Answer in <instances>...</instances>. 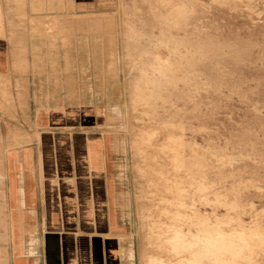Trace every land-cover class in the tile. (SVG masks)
<instances>
[{"label": "rangeland", "instance_id": "374dc122", "mask_svg": "<svg viewBox=\"0 0 264 264\" xmlns=\"http://www.w3.org/2000/svg\"><path fill=\"white\" fill-rule=\"evenodd\" d=\"M94 7L96 14L76 15L72 0H41L38 11H71V18L85 21L104 18L105 34H113L108 40L113 51L107 59L111 64L118 59V97L108 113L113 118L99 131L113 141L108 151L113 157L120 207L131 220L129 258L134 257L135 264H147L146 238H158L163 225L171 223L148 199L152 196L157 201L166 194L150 173L159 149L149 143L162 142L172 147L168 157L173 169L180 156L187 170L196 173L194 178H184L185 190L181 186L176 192H184L188 202L195 198L194 208L220 215L225 230L240 225L247 230L240 233L245 239L223 243L219 253L264 264V0H96ZM23 19L26 24L36 17L23 15ZM130 27L141 35L132 34ZM169 43L176 56L186 53L191 58L192 48L197 52L190 63L172 68L179 61L169 52ZM158 65L172 76L159 75ZM152 72L164 84L160 94L156 90L154 102L148 103L147 88L143 100L137 95L136 83L147 80ZM22 102L15 94V84L0 75V112L9 122L19 123L17 104ZM166 128L181 136L184 146L177 141L171 144ZM195 178H204L212 186L197 192L190 184ZM202 196H210L211 201H200ZM235 201L238 207L232 208ZM3 206L0 196V230L5 229ZM151 208L153 215L148 214ZM193 252V248L186 252L162 246L148 254L154 259L152 264L163 260L170 264Z\"/></svg>", "mask_w": 264, "mask_h": 264}, {"label": "crops", "instance_id": "0c3cea01", "mask_svg": "<svg viewBox=\"0 0 264 264\" xmlns=\"http://www.w3.org/2000/svg\"><path fill=\"white\" fill-rule=\"evenodd\" d=\"M72 1L76 15L97 13L96 0ZM40 6L0 0V75L23 101L19 123L0 112V261L135 264L113 141L99 131L118 97L110 34L104 18ZM23 15L36 19L25 24Z\"/></svg>", "mask_w": 264, "mask_h": 264}, {"label": "bare ground", "instance_id": "6f19581e", "mask_svg": "<svg viewBox=\"0 0 264 264\" xmlns=\"http://www.w3.org/2000/svg\"><path fill=\"white\" fill-rule=\"evenodd\" d=\"M130 31L134 35H141L136 29L132 27H130ZM182 45L186 50H189L186 41H182ZM168 46H169V52L170 51L173 52L174 55L177 54L175 53L176 51L174 50L173 45L171 43H169ZM191 52H192L191 58H193V56L197 52V49L194 50L192 48ZM198 53L200 55L204 54V52L201 51V49H198ZM174 57L179 62L176 63L172 68H175L176 66L182 67L184 63L186 64L188 62L190 63V61L192 60L190 57L187 56L186 53H183V55H177V56L175 55ZM155 70L158 71L159 75L161 76H166V77L172 76V75H169L168 72L165 73V71H163L164 67L162 65L156 66ZM172 70L173 69H168V71H172ZM149 75L150 76H147V80L142 79V80L137 81L136 83L137 91L136 92L139 97L145 100L146 96L144 95V90H146L147 88V102L153 103L154 101H152V98L161 93L158 91L159 89H162L164 81L161 80L160 78H157L153 72ZM166 82L172 83L169 80ZM156 90L158 94H156ZM165 125L166 126L172 125L173 127L175 126L176 128L180 127V126H176L174 123H169V124L165 123ZM154 127H155V124H154ZM145 132L150 133V135L153 134L148 131H145ZM165 133H166L165 136L167 137L168 141L171 142V144L177 141L179 145L181 144L182 146H184L185 142L181 136L175 135L174 134L175 132L173 133L170 130L166 131ZM149 144L150 146H153V148L156 147V149L157 148L159 149V153L156 155L157 156L156 164L155 165H153L154 163L151 164L153 169L150 171V173L153 179L155 180L156 185H161L166 194L161 195L160 199L157 201H156V198L152 196L149 197L148 199L151 202H155V206L159 207L162 211H164L167 214V216L170 217L171 223L163 225L161 234L158 238H152V237H150V239L146 238L147 242L146 243L144 242V245L146 246L145 247V257H146V261L148 259L147 264H152V262L154 261V259L150 257L149 255L150 253L148 254L150 249H159V248H162V246L163 247L169 246V247H172L173 249L178 248L181 250H185L186 252L191 250V248H193L194 249L193 253L183 255V257H181V259L178 260L179 262L181 261V264H193L194 262H197L198 264H244V263L254 264L252 260L248 257L244 258L243 260L235 259V258H225L222 256V254L219 253V250L221 249V246L223 243L227 242L229 244H233L234 241H240L242 239H245L246 236H243L240 233L245 232L247 230H245V227L242 225H240L238 228H235V229L225 230L224 225H223L225 221L220 215H218L215 212L213 213H209L207 211L202 212L194 208L193 205L195 203V198L190 197L191 201L189 202L186 201L183 195L184 192L182 193L179 191L177 193L176 189L177 188L180 189L181 186L184 187L182 185L184 182V178L186 177L194 178L196 177V173L193 172L191 168L190 170H187L185 158L180 157V156L178 157V160H177V165H178L177 168L173 169L174 165L170 164L169 162L170 158L168 157V153L171 151V148H172L171 146L169 145L166 146L162 142L157 143L155 146L152 143H149ZM161 149H168V152L164 153L161 151ZM157 163L161 165H157ZM199 164L200 163L194 162L192 165H199ZM182 170L184 171L186 170L185 171L186 173L182 174ZM190 184L193 185L192 188L197 192H204L212 186V184L206 182L204 178L199 179V180L195 178L194 182L192 181V183ZM184 190H185V187H184ZM199 200L203 202L204 201L208 202V201H211V198L210 196H202ZM187 207H189V209H187ZM231 207L237 208L238 203L235 201L234 204H231ZM148 214L153 215L152 208L149 210ZM146 215H147V210H146ZM185 225L186 226L188 225L187 230L184 229ZM192 226L196 228L195 231L192 230L193 228ZM146 227H147V224H146ZM257 231L258 229H255V231H252V232H257ZM178 261L176 263L172 261L170 263L168 261L167 263L179 264ZM161 262L165 264L166 260H163Z\"/></svg>", "mask_w": 264, "mask_h": 264}]
</instances>
